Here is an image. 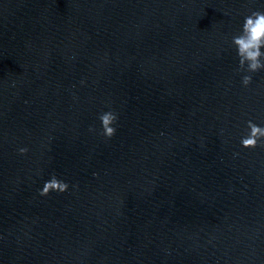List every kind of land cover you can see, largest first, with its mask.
I'll use <instances>...</instances> for the list:
<instances>
[{"label":"clouds","instance_id":"clouds-1","mask_svg":"<svg viewBox=\"0 0 264 264\" xmlns=\"http://www.w3.org/2000/svg\"><path fill=\"white\" fill-rule=\"evenodd\" d=\"M232 44L237 50L239 66L237 72H246L243 75L241 83L247 87L252 82V73L264 70V11H252L247 15L242 25L240 34L232 37ZM118 119V115L113 111L101 113L99 120L101 122L102 132L105 138L111 139L116 134V128L113 127ZM249 134L241 139V145L244 148H255L258 143L264 147V127H260L251 120L247 121ZM90 131H95L91 128ZM19 153L24 155L28 152L26 147L19 148ZM68 184L57 179L55 175L43 185L39 195L47 196L55 191L63 193L67 191Z\"/></svg>","mask_w":264,"mask_h":264}]
</instances>
